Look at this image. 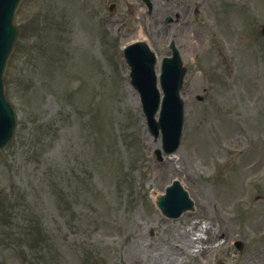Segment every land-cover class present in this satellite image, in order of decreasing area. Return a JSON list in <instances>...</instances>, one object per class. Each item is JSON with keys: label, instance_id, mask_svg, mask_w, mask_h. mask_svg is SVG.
Segmentation results:
<instances>
[{"label": "rangeland", "instance_id": "374dc122", "mask_svg": "<svg viewBox=\"0 0 264 264\" xmlns=\"http://www.w3.org/2000/svg\"><path fill=\"white\" fill-rule=\"evenodd\" d=\"M153 2L165 12L149 17L141 0H117L113 16L106 0L23 1L17 21L27 33L8 69L19 126L0 152V189L17 192L0 200V232L9 240L37 225L31 237L48 242L33 256L7 249L0 234V264H264V236L254 240L264 235V39L252 34L264 0ZM177 13L182 26L163 25ZM61 18L72 34L57 50V33L43 28ZM123 21L137 31L122 32ZM139 35L160 55L175 40L188 69L182 146L162 163L129 69L112 61L116 45ZM52 87L75 91L79 104L52 97ZM175 180L196 209L170 220L151 197ZM235 239L245 242L241 253Z\"/></svg>", "mask_w": 264, "mask_h": 264}, {"label": "water", "instance_id": "95a60500", "mask_svg": "<svg viewBox=\"0 0 264 264\" xmlns=\"http://www.w3.org/2000/svg\"><path fill=\"white\" fill-rule=\"evenodd\" d=\"M12 43H13V40L9 43V46L7 48V51H6V57L8 56V54L10 52V48H11ZM2 106H3V109L6 110V106L4 104H2ZM178 111H179V109H178L177 105L175 103L170 102L167 104L164 116H168V120L172 121V118L174 117V113L178 112ZM179 121L181 123V117L180 116L176 117V123L177 124L179 123Z\"/></svg>", "mask_w": 264, "mask_h": 264}]
</instances>
